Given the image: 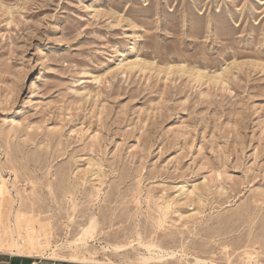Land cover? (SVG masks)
Wrapping results in <instances>:
<instances>
[{"label":"rangeland","instance_id":"obj_1","mask_svg":"<svg viewBox=\"0 0 264 264\" xmlns=\"http://www.w3.org/2000/svg\"><path fill=\"white\" fill-rule=\"evenodd\" d=\"M0 175L43 264H264V0H0Z\"/></svg>","mask_w":264,"mask_h":264},{"label":"bare ground","instance_id":"obj_2","mask_svg":"<svg viewBox=\"0 0 264 264\" xmlns=\"http://www.w3.org/2000/svg\"><path fill=\"white\" fill-rule=\"evenodd\" d=\"M10 192L11 191L7 188L5 182L3 181V178L0 175V199H2L5 195H9ZM12 209H13V207H12ZM93 223H95V222L93 221ZM144 247L147 249L148 256L139 258L138 261H136V264H163L165 261L172 260V259H174L176 257V253H174V252H164V251L158 249V247L153 246V245H151V246H146L145 245ZM120 248L121 247H113L112 250L113 251H118V250H121ZM3 251L4 252H8L7 250H5V249L0 247V253L3 252ZM8 253L11 254V255L32 256L30 252H26L25 253V251H21L16 246H14V250L13 251L8 252ZM25 254H27V255H25ZM46 254H48V253H46ZM42 255H44V254H42ZM51 256H53L52 259H54L56 261H69V262H72V263H75V264H112L108 260H105L107 262L102 261V260L98 259V257H96L95 255L90 254V253H87V254L78 253V254H75V255H72V256H69V257L58 256L56 254H52ZM32 257H34V254H33ZM39 257H41V256H39ZM201 263H205V261L200 260V259H195V264H201Z\"/></svg>","mask_w":264,"mask_h":264},{"label":"crops","instance_id":"obj_3","mask_svg":"<svg viewBox=\"0 0 264 264\" xmlns=\"http://www.w3.org/2000/svg\"><path fill=\"white\" fill-rule=\"evenodd\" d=\"M6 254H0V264H43L40 261H36L33 258H31L32 256H19V255H11L9 253ZM75 264L69 261H62V262H50L48 264Z\"/></svg>","mask_w":264,"mask_h":264}]
</instances>
